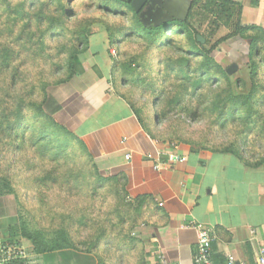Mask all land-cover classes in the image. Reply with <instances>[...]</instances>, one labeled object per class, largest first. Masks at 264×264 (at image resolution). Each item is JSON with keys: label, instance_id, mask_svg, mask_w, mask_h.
<instances>
[{"label": "rangeland", "instance_id": "obj_1", "mask_svg": "<svg viewBox=\"0 0 264 264\" xmlns=\"http://www.w3.org/2000/svg\"><path fill=\"white\" fill-rule=\"evenodd\" d=\"M96 1L53 0L47 6L48 0H0V197L6 198L0 214L19 217L0 240L19 241L33 251L21 237L25 227L50 244L67 247L69 242L70 250L96 253L103 263L141 264L153 249L152 203L133 197L127 178L104 168L78 137L56 131L32 105L45 83L66 76L69 54L87 49L82 29L103 15L114 19ZM63 4L73 10V18L62 15ZM144 41L130 38L119 52L112 47L106 54L114 60L127 54L123 60L129 64L141 57L154 60L136 63L133 81L116 78L112 87L148 123L155 140L193 152L240 151L264 167V73L260 78L251 73L249 42L231 41L214 52L213 60L223 70L233 67L232 73L204 77L198 73L200 60L184 62L179 49L185 48L184 40L169 49L165 63L158 54H146ZM78 66L82 72L93 64ZM63 86L47 90L55 95Z\"/></svg>", "mask_w": 264, "mask_h": 264}, {"label": "crops", "instance_id": "obj_2", "mask_svg": "<svg viewBox=\"0 0 264 264\" xmlns=\"http://www.w3.org/2000/svg\"><path fill=\"white\" fill-rule=\"evenodd\" d=\"M234 1L243 6V25L264 30V0ZM157 2L163 5L158 21L142 23L143 27H159L185 16L193 0ZM108 18L103 15L88 28L89 52L83 64L92 63L85 71L95 73L88 89L79 92L65 85L53 96L74 122V134L89 154L112 174L125 176L133 197L152 198L153 249L141 264H196L200 230L212 231L209 253L215 264H223L229 256L238 264H257L264 248V167L253 168L230 153L193 152L186 145L157 142L151 128L114 91L116 59L106 54L112 48L111 35L121 45L128 31L143 33L142 25L130 15ZM18 220L0 214V234L8 233ZM29 252L37 264H112L103 263L96 253ZM116 264L124 262L118 259Z\"/></svg>", "mask_w": 264, "mask_h": 264}, {"label": "trees", "instance_id": "obj_3", "mask_svg": "<svg viewBox=\"0 0 264 264\" xmlns=\"http://www.w3.org/2000/svg\"><path fill=\"white\" fill-rule=\"evenodd\" d=\"M65 1L66 0H64V2ZM52 2L53 0H48V3L46 5L50 6ZM94 4L98 5L99 9H104L105 11H107V13H116V15L114 16L125 17L130 15L132 16V19L135 20L137 25H142L139 14L134 11V9L131 7V3H129L128 0H98L94 2ZM62 6L63 7L60 11L62 15H64L65 18H73V10L70 8H66L64 4ZM31 7L35 8L36 4L32 3ZM242 16L243 6L240 3L235 2L234 0H193L192 4L186 10V15L183 17L181 16V18L179 19L177 17V19H174L172 22L163 24L159 27H143L142 25L143 33L126 31L127 33L123 38V43H121V45L119 43L117 49L115 48L118 43L117 39H115L114 35H111V47H113L116 52H119L122 44H126V42L130 38H140L142 40H145L144 42L148 45L146 54L148 55V53H151L156 54V56L158 54L159 58L160 56H162V60L160 62L165 63L168 62L166 56L168 57L170 55L169 49L176 48V43L178 42V40H184L185 48H182V46H180L179 49L181 51H184V62H186L187 65L200 60L201 67L198 68V73L201 72V76L205 77L217 72L224 77L229 74L228 69L223 70L221 66L213 60L212 56L214 52L218 51L224 44L228 43L230 40L240 38L250 42L249 59L250 67L252 70L251 73L253 76H259L260 78L261 70H263L264 73V30L260 29L257 26L243 25L241 21ZM90 24L93 25L92 23ZM89 26L82 29L83 37H80V39L84 41L87 49L78 52L74 51L69 54L65 62V67L67 69L66 76L59 81L45 83L43 85V87H45L42 88L41 91V98L39 102L32 104L35 108H37V113L40 117L46 118L47 120L51 121L52 126L56 131L71 136L75 140L77 139V136L74 134L75 128L72 126L74 122L69 121V119L67 118L69 116L67 114V111L55 99V97L48 92L47 88L57 85H71L79 92H83L85 89H88L92 78L95 77V73H87L85 69H83L82 72L78 71L77 66L79 64L80 67H84L83 60L81 61V59H78V56L83 57L84 53L88 52L89 37L91 34L88 29ZM200 37L205 41V43L199 41ZM128 56L127 54H124L123 56L120 55L118 56V58H116L113 76L114 81L116 78L120 77L123 78L122 80L124 82H128V80L129 82L133 81V79L137 75V71L133 69L134 66H136V63L150 64L154 61H148L145 57H141L137 62H134V59H132L131 61H129L131 62L129 64L124 61ZM152 59L156 60V57H153ZM96 75L99 78H102V76L98 74ZM17 79L19 78L15 77L13 79L14 89H16L18 86ZM5 84L6 81L2 80V90L4 89ZM256 85H258V83ZM262 104L264 105V102H262ZM18 106H21V104H18ZM15 114H19V111H16ZM137 117L139 118V120H141V123H143L144 125L147 124L148 126V123L146 121L144 123L139 114L137 115ZM79 141L82 143L85 151L88 152L86 145L80 139ZM214 152L233 154L240 160L245 162L247 165L253 168H259V164H252L243 156L240 151ZM123 177L126 179L125 176ZM1 195L2 194L0 189V196ZM142 199H148L151 203L153 202L150 196H145ZM21 237L32 244L33 251L36 255H44L57 251L70 250V248H68V246L70 247V243L68 241H66L69 244L67 245V247L61 244L53 245L45 241L43 236L39 233H33L25 227L21 229ZM2 242L8 245H22V243H20L19 241L13 240H2Z\"/></svg>", "mask_w": 264, "mask_h": 264}, {"label": "built area", "instance_id": "obj_4", "mask_svg": "<svg viewBox=\"0 0 264 264\" xmlns=\"http://www.w3.org/2000/svg\"><path fill=\"white\" fill-rule=\"evenodd\" d=\"M211 230L199 231L196 264H215L209 251L212 244ZM0 264H37L34 256L24 245H8L0 240ZM161 264H170L163 261ZM223 264H238L234 256H229ZM257 264H264V248L260 250Z\"/></svg>", "mask_w": 264, "mask_h": 264}, {"label": "water", "instance_id": "obj_5", "mask_svg": "<svg viewBox=\"0 0 264 264\" xmlns=\"http://www.w3.org/2000/svg\"><path fill=\"white\" fill-rule=\"evenodd\" d=\"M131 3V7L139 14L140 21L143 24H148L153 21H158L159 15L163 11V5L157 2V0H128ZM199 41L205 43L200 37ZM233 72V67L228 69V73Z\"/></svg>", "mask_w": 264, "mask_h": 264}]
</instances>
